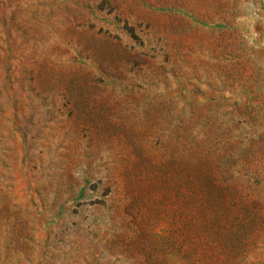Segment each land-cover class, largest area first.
<instances>
[{"label":"rangeland","instance_id":"rangeland-1","mask_svg":"<svg viewBox=\"0 0 264 264\" xmlns=\"http://www.w3.org/2000/svg\"><path fill=\"white\" fill-rule=\"evenodd\" d=\"M0 264H264V0H0Z\"/></svg>","mask_w":264,"mask_h":264}]
</instances>
